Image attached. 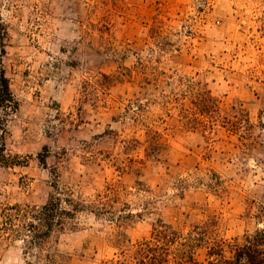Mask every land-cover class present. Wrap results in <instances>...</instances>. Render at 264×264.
I'll return each instance as SVG.
<instances>
[{
  "label": "rangeland",
  "instance_id": "obj_1",
  "mask_svg": "<svg viewBox=\"0 0 264 264\" xmlns=\"http://www.w3.org/2000/svg\"><path fill=\"white\" fill-rule=\"evenodd\" d=\"M0 15L22 162L0 166V264L34 261L1 210L57 186L118 196L114 219L85 212L53 235L59 264H106L160 221L210 222L230 243L264 229V0H0Z\"/></svg>",
  "mask_w": 264,
  "mask_h": 264
},
{
  "label": "trees",
  "instance_id": "obj_2",
  "mask_svg": "<svg viewBox=\"0 0 264 264\" xmlns=\"http://www.w3.org/2000/svg\"><path fill=\"white\" fill-rule=\"evenodd\" d=\"M9 41L8 25L0 15V166L22 163L8 152L7 147L9 126L20 108L5 67ZM196 99L202 114L213 121L220 120V108L212 96L200 93ZM224 119V123L234 129L241 127L238 122ZM56 189L58 193L45 205L25 208L15 205L1 210L4 230L8 234L25 237L26 254L34 258L28 264H59L58 255L48 250L49 241L56 232L75 228L73 222L82 213L91 212L96 217H116L111 206L118 196L112 185L107 186L94 200L75 197L70 189L61 190L58 186ZM201 248L207 249L208 258L205 261L197 257ZM226 248L231 250L229 256L226 255ZM106 264H264V229L247 236L243 242L230 243L220 236L210 222L195 224L186 230L160 221L153 228L149 239L129 242L121 249L117 259Z\"/></svg>",
  "mask_w": 264,
  "mask_h": 264
}]
</instances>
